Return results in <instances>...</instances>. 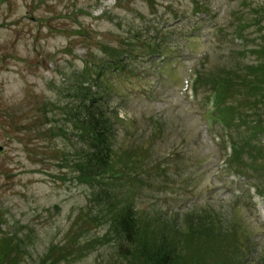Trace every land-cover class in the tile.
<instances>
[{
	"label": "rangeland",
	"instance_id": "1",
	"mask_svg": "<svg viewBox=\"0 0 264 264\" xmlns=\"http://www.w3.org/2000/svg\"><path fill=\"white\" fill-rule=\"evenodd\" d=\"M195 1L0 0V264H130L117 210L78 158L84 87L98 79L122 158L111 204L135 207L148 243L161 216L183 225L204 212L229 232L215 241L224 260L264 264V150L234 159L253 179L229 173L205 100L209 83L264 62L252 53L264 0H197L201 13Z\"/></svg>",
	"mask_w": 264,
	"mask_h": 264
},
{
	"label": "trees",
	"instance_id": "2",
	"mask_svg": "<svg viewBox=\"0 0 264 264\" xmlns=\"http://www.w3.org/2000/svg\"><path fill=\"white\" fill-rule=\"evenodd\" d=\"M239 36H243L241 32ZM252 53L264 59V46L255 48ZM129 56L132 58V55ZM120 64L114 63L113 69L119 70ZM236 71L222 82L209 83V93L215 104L213 118L235 136L234 157H243L249 147L252 151L258 149L257 152L261 155L264 150V62L252 67L241 66L239 71ZM99 84L101 83L98 79L84 87L80 113L83 116L82 133H85L88 139L78 158L87 181H90L92 186H96L95 183L101 178L98 183L101 184L100 187H96L97 190L100 189V202L108 200L107 206L111 212L117 210L113 230L125 236V241L129 244L121 248L122 257L129 259L130 264H213L208 260L215 254L220 258L219 262L217 259V264H234L233 258L229 260L226 256L227 261L224 260L225 256L221 255L224 248L215 243L218 239L228 238L229 232L221 227L213 216L204 212V215H186L183 225L177 221L163 220L161 216L159 220L162 221L164 230L159 233L154 228L157 235L148 243L140 233L141 222L135 207L125 205L119 208V205L111 204L113 194L108 185L118 179L116 163L122 162V158L112 144L116 132L115 123L106 116V108L102 105L106 90ZM233 89L243 97L237 104L229 101ZM115 118L118 119L117 113ZM127 156L131 158V155ZM238 160L241 163L242 159ZM238 160L236 159L235 163ZM136 177L138 178V175ZM138 181L135 179V182ZM188 246L190 249L187 250Z\"/></svg>",
	"mask_w": 264,
	"mask_h": 264
},
{
	"label": "water",
	"instance_id": "3",
	"mask_svg": "<svg viewBox=\"0 0 264 264\" xmlns=\"http://www.w3.org/2000/svg\"><path fill=\"white\" fill-rule=\"evenodd\" d=\"M3 150H4L3 147L0 146V152L3 151Z\"/></svg>",
	"mask_w": 264,
	"mask_h": 264
}]
</instances>
